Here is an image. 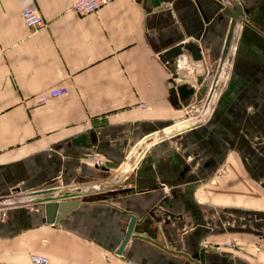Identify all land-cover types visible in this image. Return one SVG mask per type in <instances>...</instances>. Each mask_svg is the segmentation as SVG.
Segmentation results:
<instances>
[{"label":"crops","instance_id":"crops-1","mask_svg":"<svg viewBox=\"0 0 264 264\" xmlns=\"http://www.w3.org/2000/svg\"><path fill=\"white\" fill-rule=\"evenodd\" d=\"M236 3L240 20L224 13ZM70 7L0 0V199L19 190L31 203L0 217V264H31L30 254L50 264H264V0L114 1L86 16ZM30 8L44 29L24 27ZM188 42L199 60L184 51L174 70L162 61ZM182 84L206 87L190 104L208 109L179 134L185 107L169 91ZM57 87L64 97L35 100ZM164 129L169 137L132 157ZM102 178L121 181L114 195H83L46 223L43 201ZM130 215L161 248L133 238L116 254Z\"/></svg>","mask_w":264,"mask_h":264},{"label":"built area","instance_id":"built-area-1","mask_svg":"<svg viewBox=\"0 0 264 264\" xmlns=\"http://www.w3.org/2000/svg\"><path fill=\"white\" fill-rule=\"evenodd\" d=\"M114 1H124L127 3H133L135 0H71V11L79 16H86L90 15L97 10L101 9L102 7L114 2ZM21 20L25 28L29 29L30 31L37 32L41 29H44L47 25V22L39 13L36 8H30L25 10L21 15ZM66 91L63 87H57L52 89H47L45 91L40 92L35 96V100L39 103H47L51 99L64 97ZM207 97H204V101ZM206 102V101H205ZM205 102L200 105L188 104L185 107V117L186 119L192 121H198L199 119L203 118L207 114V107L205 106ZM141 107H145L142 105ZM87 128L91 129L92 125L88 122H85ZM159 139L156 137L155 134H151L146 136L144 139L140 141L139 144H136L130 150V154L133 158L138 159L142 157L153 145H155ZM93 162L96 166L101 167L103 165L101 159L99 157H95ZM134 166V165H133ZM134 167H132L133 169ZM101 172H106L103 168H101ZM98 182L99 187H95V183ZM121 184V181L112 180L109 178H102V179H90L87 181H79L73 182L70 188H62L57 191L54 196L52 197L53 201L58 192L63 190H73V189H80V198L83 195H96V194H107L114 190L118 185ZM24 195V194H23ZM22 195V192L17 190L11 193L9 196L3 197L0 199V209L5 211V208L9 206H14L15 201H18L20 205H30L31 203L27 202L26 198L29 199L30 195L27 194L26 197ZM5 213V212H4ZM3 213V216L5 214ZM232 242H225L223 245H215L216 250H221L224 247H232ZM28 260L31 264H50V261L47 257L39 254H30L28 255Z\"/></svg>","mask_w":264,"mask_h":264},{"label":"water","instance_id":"water-1","mask_svg":"<svg viewBox=\"0 0 264 264\" xmlns=\"http://www.w3.org/2000/svg\"><path fill=\"white\" fill-rule=\"evenodd\" d=\"M224 13L226 15L229 14L232 20H240L243 17L242 8L238 3L235 4V7L231 12L224 11ZM184 51H188L191 54L193 60L200 59V51L198 47L192 42L181 43L173 47L169 51L165 52L161 56V59L164 62H168L174 70L177 68L179 56H181ZM206 89V87H202L195 91L188 85L182 84L178 87L170 89L169 94L171 95L173 101L177 102V100H180L182 102V105L185 106L190 103L191 97L193 96H195L196 100L200 102L206 93ZM84 142L85 136H81L72 140L71 143L75 145H83ZM80 202V189L60 191L57 193L54 201L51 199H46L45 201H43L46 223H58L70 212L76 210L79 207ZM139 225L140 223L137 220L136 216L130 215L123 239L116 250L117 255H120L122 253L128 241L133 238L143 239L144 241L150 242L156 247L161 248V244L157 243L154 240L153 234L147 229V223H144V227L142 229L139 227ZM143 234L146 236L144 237Z\"/></svg>","mask_w":264,"mask_h":264},{"label":"rangeland","instance_id":"rangeland-1","mask_svg":"<svg viewBox=\"0 0 264 264\" xmlns=\"http://www.w3.org/2000/svg\"><path fill=\"white\" fill-rule=\"evenodd\" d=\"M205 117H206V115L203 117V118H201V119H199L198 121H192V120H187L186 119V117H185V114H184V121H185V126L184 127H181L179 130H178V133L180 134L181 132H183L184 131V129L186 130V129H190L192 126H195L196 124H198V125H201V123L205 120ZM169 129H164V130H162V131H156L154 134L156 135V137L159 139V141H161V140H163V139H165L167 136L169 137ZM172 136V135H171ZM158 141V142H159ZM157 142V143H158ZM206 190L205 189H203V192L204 193H202V195L203 196H206L207 194H206V192H205ZM114 190L113 191H111V192H109V193H107V194H96V195H89V194H86L87 195V197L88 198H91L92 200H94L93 198H95V199H99L101 196H109V195H114ZM200 197V196H199ZM5 211H2L1 209H0V217L1 218H3L4 216H3V213H4Z\"/></svg>","mask_w":264,"mask_h":264}]
</instances>
